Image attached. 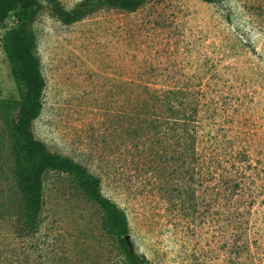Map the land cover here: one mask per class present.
<instances>
[{
	"label": "rangeland",
	"instance_id": "1",
	"mask_svg": "<svg viewBox=\"0 0 264 264\" xmlns=\"http://www.w3.org/2000/svg\"><path fill=\"white\" fill-rule=\"evenodd\" d=\"M59 1L70 10L81 0ZM42 5L32 24L46 80L43 110L32 126L36 138L100 178L102 194L127 216L132 250L149 264H228L235 233L228 210L216 213L208 201L214 190L203 191L198 177L187 197L165 146L151 130H139L133 103L142 94L138 85L170 84L173 77L214 92L224 86L228 96L244 99L238 117L251 125L242 127L233 111L217 114L218 138L201 139L198 149L205 146L202 154L220 161L217 174L233 172L238 151L246 149L250 161H259L258 175H247L263 184L264 0H146L132 13L101 10L70 25ZM14 26L13 16L0 25V101L19 100L1 49ZM1 107L0 264H125L103 231L102 211L64 173H44L39 224L19 232L21 196ZM254 198L247 241L253 263L264 264V209L260 195Z\"/></svg>",
	"mask_w": 264,
	"mask_h": 264
},
{
	"label": "trees",
	"instance_id": "2",
	"mask_svg": "<svg viewBox=\"0 0 264 264\" xmlns=\"http://www.w3.org/2000/svg\"><path fill=\"white\" fill-rule=\"evenodd\" d=\"M44 1L63 24L70 25L101 10L132 13L142 7L146 0H81L70 10L64 8L59 0ZM202 1L216 3L219 0ZM42 8V0H0V25L9 16L15 19V26L5 31L1 38V49L9 63L10 75L19 100H4L0 103L4 109V123L9 135L14 173L21 196V207L16 217L18 230L27 235L37 228L43 205V175L47 171H57L70 176L83 196L102 211L103 231L114 239L117 249L125 258V264H149L144 256L129 250L125 239L130 233L127 216L114 201L102 194L100 178L78 161L50 152L32 131L33 122L43 110L46 86L41 61L37 55L36 35L32 28ZM168 83L170 84L138 85L142 94L138 93L134 97L133 114L139 120V130H151L157 137L155 143L165 146L164 153L170 157V169L179 179L185 181L184 192L188 198L191 197L189 189L198 177L203 191L208 190L207 187L214 190L211 200L208 201L213 203L216 213L228 210V217L232 218L231 223L235 227L228 264H254L247 241L251 227L247 215L254 204V195H260V205L264 209V183L254 185L253 176L247 175V171L254 170L255 175H258L259 161H250L251 158L247 155L249 152L240 148L236 156L239 157V165L231 164L230 170L233 172L227 173L225 169L226 172L217 174L221 169L220 161L211 157L207 159L202 154L207 149L205 146V149H198L203 142L201 139L212 143L218 138V129L214 126L217 114L227 116L230 115L228 111H233L235 120L242 122V127L248 128L251 125L247 118L241 120L238 117L242 113L239 106L244 103V99L236 95L234 98L228 96L224 92V86H221L219 92H214L209 85L202 86L201 83H193L191 80L182 82L173 77ZM234 101L239 103L235 104ZM243 133L246 135L248 132L244 130ZM241 143L244 147L243 142ZM262 152L264 153V149ZM216 176L218 179L212 187L210 181L215 180ZM244 176L249 184L242 178ZM201 198L203 202L205 198ZM244 254L247 258L241 259Z\"/></svg>",
	"mask_w": 264,
	"mask_h": 264
},
{
	"label": "water",
	"instance_id": "3",
	"mask_svg": "<svg viewBox=\"0 0 264 264\" xmlns=\"http://www.w3.org/2000/svg\"><path fill=\"white\" fill-rule=\"evenodd\" d=\"M125 239H126V242H127V244H128L129 250L132 251V245H131V242H130V236L127 235V236L125 237Z\"/></svg>",
	"mask_w": 264,
	"mask_h": 264
}]
</instances>
